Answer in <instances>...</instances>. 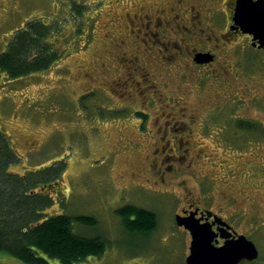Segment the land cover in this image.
Returning a JSON list of instances; mask_svg holds the SVG:
<instances>
[{"label":"rangeland","instance_id":"1","mask_svg":"<svg viewBox=\"0 0 264 264\" xmlns=\"http://www.w3.org/2000/svg\"><path fill=\"white\" fill-rule=\"evenodd\" d=\"M7 1L10 0H0V53L15 31L31 20L51 26L50 40L55 39L58 51L65 52L50 68L38 73L12 79L0 71V131L9 136L20 156L19 163L9 170L39 172L35 178L40 180L46 177L45 167L64 163L58 176V188L64 190L58 191L52 208L45 214L95 219V226L72 222L74 233L89 237L99 234L107 240L104 253L99 257L88 256L85 264H184L189 254V236L174 221L182 201L180 189L175 185L169 187V182L181 180L173 176L169 180L167 162L158 164V173L156 167L152 166V173L149 168L157 138L153 133L165 128L160 121L155 123L164 113L159 107H164L165 99L159 96V91L185 94L186 111L201 115L199 124L192 125L196 131L193 137L197 136L201 123L208 129L207 134L201 133L207 161L203 159L204 166L194 164V169L227 179L224 184L218 180L219 183H212L210 179L198 183L188 175L187 188L201 197L203 193L215 197L221 188L233 196L231 203L224 201L219 214L238 233L252 240L260 251L258 258H263L264 143L241 152L230 149L247 148L264 139L263 128L245 131L236 127L240 116L245 117L241 119L247 120L249 126L264 125V75L252 64L263 58L262 51L252 49L245 39L238 40V45L232 48L235 54L232 49L229 52L228 61L240 59L243 69L238 71L235 84L246 90L236 116L235 103L213 107L218 88L205 86L197 93L195 81L183 75L184 71L190 72L188 50L204 43L205 37L212 34L210 28H214L212 36L218 32L216 29L223 32L226 15L218 14L211 22L203 21L205 29L198 26L181 29L179 35L187 41L189 49L175 50L184 54L170 60L150 53L154 46H159L148 40L143 31H136L134 36L144 40L141 44L149 55L118 27V23L125 25L119 20L120 14L131 12L133 2L145 4L154 0H11L5 10ZM216 8L225 11L223 4ZM117 30L120 38L127 39L120 50L113 45L116 38L108 37ZM171 50L172 47L170 50L164 47L165 53ZM120 52L135 59L134 63L112 61L118 60ZM140 73L147 74L148 80L140 79ZM151 81L159 91L151 86ZM216 135L219 143L226 142L230 150L218 145ZM28 143H33L32 150ZM222 158H228L227 162L220 161ZM218 163L228 165L220 170ZM226 170L228 174L223 175ZM242 171L248 175L247 179L242 178ZM219 199L215 197L216 201ZM126 205L152 211L156 228L147 235L126 230L117 212ZM0 264L25 263L0 252Z\"/></svg>","mask_w":264,"mask_h":264},{"label":"flooded vegetation","instance_id":"2","mask_svg":"<svg viewBox=\"0 0 264 264\" xmlns=\"http://www.w3.org/2000/svg\"><path fill=\"white\" fill-rule=\"evenodd\" d=\"M236 1L237 0H154L151 3L147 2L145 4L142 1L140 3L136 1L131 4V12L126 11L125 13L120 14L121 19L119 20L124 22L125 25L118 23V27H120L123 32H126V38L131 37L135 39L140 46L141 51H144L149 55V53L146 52V50L143 48V45L141 44V40L143 39L137 40V38L134 36L135 33L143 31L148 40H150L152 43L158 44V46L161 47L159 48L154 46L153 49L150 48V53L154 54L155 56L159 54L160 58L162 59L164 58L172 60V58H176V56L179 57L180 55L184 54L183 51L179 53L175 52V50L180 51V49H189L187 41L182 39V37L179 35L181 29L188 30V28L192 26H198L200 30L203 28L205 29V27H202L203 21L211 22L218 14L226 15V25L223 32L215 28L216 30H218V32L216 33V35L212 36V34L214 33V28H210L209 31L212 33L210 34L211 36L207 35L205 37L206 40L204 41V43H200L199 41L203 42V40L199 38V43H197L198 47H193L191 51L188 50L187 57L190 59L189 66H187V68L188 70H190V72L186 73L184 71L183 75L185 77L188 76L189 78L193 79V81H195V89L197 93H200L198 92V89L205 86H207L206 88L211 86L212 88H218L216 90L220 95H216L217 100L216 103L213 104V107L216 108L218 105L225 106L228 102L235 103L237 105V108H235L233 115L237 116L238 112L236 110H239L241 103L244 102L243 97L246 95V90L241 89L240 87L236 86L237 84H235L239 77L238 71L243 69L240 66V59H235L234 62L228 61V59L230 58L229 52L233 47H236L238 45V40H248L252 49L262 51L263 58L258 62L253 61L252 64H254L253 66L257 70H260V73L263 72L262 75H264V64H262L264 63V47L259 48L258 45L252 46L251 35H249L248 33H242L239 28L232 29V16L234 14ZM10 2L11 0L9 2L7 1L6 5L4 6L5 10L6 6ZM220 4H223L224 6V13L219 11L220 9L216 8L217 6H220ZM118 32L119 30H117L115 34L113 31H111L108 37L111 39L116 38L115 40H113V45L115 48L117 47V50H120L125 46V44H127V39L120 38V33ZM211 39H213V41H211ZM117 40H119L121 44H119L120 42H117ZM178 44H181L184 47L181 48ZM138 45L136 44L137 48L139 47ZM228 45H230L231 47L227 48ZM164 47H168L169 50L172 47L171 52L165 53ZM199 53H207L209 56H211L210 60L208 62L198 63L197 61H195L194 56ZM232 53L235 54L236 50L232 49ZM239 54L240 52L237 53L238 57ZM155 56L154 58H156ZM122 57L123 60H120V58ZM128 60H131L132 62L135 61V59L133 58L126 57L124 52L119 53L118 60L117 58L116 60L114 58L112 59V61H114L115 63H120ZM102 65H104V63H102ZM105 67L106 66L102 67L101 69ZM146 75L147 74L144 75L140 73L138 77L143 80H148V78L145 77ZM151 82V86H153L155 90L159 91L157 84L154 81ZM148 86V89H150L151 86ZM159 93L161 94L159 96L162 97V99H165L164 107H159L160 109H162V111L164 110V113L163 118L155 120V123L160 121L162 123L161 127L165 128L163 129V131L155 129L153 133V135H155L157 138L153 143L154 150L150 155L151 157H153V159L150 163L149 168L152 173L153 167H156L155 173H158V164L167 162L166 169L169 180H171V176L181 180L175 182L174 184L172 182H169V187L175 185L176 188L178 187L180 189L182 199L181 204L178 206V209L174 214V217L178 214L185 217L193 215L195 219L200 220V222L202 223L207 221L211 225V230H214L215 233H218V236L216 237V240L218 241L217 246H221L223 244L224 238H220V232L217 230V222L213 223L214 216L225 221L230 226L231 230L228 231L231 232L232 237H234L235 232L238 235H244L238 233V231H236V229H234L219 214V211L222 210V207L224 205V201L227 203H231L232 201H234V197H231V195L227 194V191H225L223 188L218 190V193L215 194V197L220 199L216 201L215 197L210 196V194L203 193V197H201L200 195L196 196L193 191L190 190V188H187L186 184L188 182V175L189 177L194 178L198 183L202 182L203 180L210 179L212 183L219 181V184H224L227 182V179H224V176H220V178L211 177L204 173V170L203 173H201V169H199L198 171L194 169V164L200 163L199 165H202L207 161V159H204L208 155L205 154V147L204 142L201 140V133L207 134L208 129L201 123L197 128V136L195 137L194 135L193 137V133H195L196 131L194 132L195 129H192V125L197 126L199 124L197 120L201 119V115H190L186 111V95H177L175 93L162 94L160 91ZM162 99L160 100L162 101ZM167 101H169V103ZM233 115L231 117H233ZM240 117L245 118L243 116ZM241 118H238L239 121H237L236 123V127L238 128V130H258L259 128H263L264 130V125L249 126V122H247V120H242ZM177 124L179 126H177ZM4 137L6 141H8V144L10 145L16 156L15 163L11 165V167H13L19 163L20 156L13 147V142L10 141L9 136H6L4 134ZM216 140L220 147H224L228 150L231 149L236 152L248 150L252 148V146H259L264 143V139H262V141L259 143L252 142L247 148L245 147L243 149H229L228 145L224 144L226 142H223L222 145L219 143L217 135ZM28 147L30 150H32L33 143H28ZM225 156L228 157L226 154ZM203 159L205 160V162H203ZM227 160L228 158H222L220 161L227 162ZM212 164L215 163L213 162ZM218 165L222 168L220 170H223L227 167L228 164L218 163ZM10 172L13 173V171ZM14 172L19 173L17 171ZM161 174H164V172H162ZM227 174V170L223 172V175ZM242 174V178H248V175L245 174V171H242ZM161 178V182H164V175H161ZM206 182L208 183L209 181ZM63 190L64 188H61L59 191ZM212 206H214L217 210L212 208ZM208 213L211 214V216H208ZM180 228H182L189 236V252L191 235L183 227Z\"/></svg>","mask_w":264,"mask_h":264},{"label":"trees","instance_id":"3","mask_svg":"<svg viewBox=\"0 0 264 264\" xmlns=\"http://www.w3.org/2000/svg\"><path fill=\"white\" fill-rule=\"evenodd\" d=\"M50 27L41 20L29 21L15 31L0 53V71L16 79L46 70L60 60L65 52L58 51L55 39L50 40ZM15 161V153L0 131V252L25 264H85L88 256H101L107 247L105 236H80L72 229L73 221L95 226V219L45 214L59 194L58 176L64 163L45 167L46 177L39 180L35 178L39 172H10ZM117 212L126 230L134 234L147 235L156 228L152 211L126 205ZM263 255L246 262L264 264Z\"/></svg>","mask_w":264,"mask_h":264},{"label":"water","instance_id":"4","mask_svg":"<svg viewBox=\"0 0 264 264\" xmlns=\"http://www.w3.org/2000/svg\"><path fill=\"white\" fill-rule=\"evenodd\" d=\"M232 29L239 28L242 33L251 35L252 46L264 47V0H237L232 16ZM195 61L208 62L211 58L207 53L197 54ZM208 216L211 214L208 213ZM176 226L183 227L191 235L189 255L184 264H240L254 261L259 256L257 246L244 235L236 232L232 237L230 226L214 216L213 223L217 222L220 238H224L221 246H217L218 233L211 230V225L180 214L174 217Z\"/></svg>","mask_w":264,"mask_h":264},{"label":"bare ground","instance_id":"5","mask_svg":"<svg viewBox=\"0 0 264 264\" xmlns=\"http://www.w3.org/2000/svg\"><path fill=\"white\" fill-rule=\"evenodd\" d=\"M188 253H189V252H188ZM189 254H190V253H189ZM189 254H188V255H189ZM188 255H187V256H188ZM249 262H253V261H249ZM240 264H241V263H240Z\"/></svg>","mask_w":264,"mask_h":264}]
</instances>
